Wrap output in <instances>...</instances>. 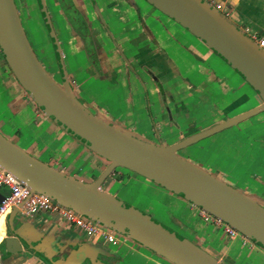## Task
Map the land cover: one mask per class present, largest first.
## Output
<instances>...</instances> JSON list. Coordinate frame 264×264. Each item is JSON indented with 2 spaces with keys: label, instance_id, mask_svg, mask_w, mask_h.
<instances>
[{
  "label": "water",
  "instance_id": "95a60500",
  "mask_svg": "<svg viewBox=\"0 0 264 264\" xmlns=\"http://www.w3.org/2000/svg\"><path fill=\"white\" fill-rule=\"evenodd\" d=\"M144 1L227 62L259 95L262 103L173 145L146 142L121 124L95 114L91 104L79 99L71 86L45 0H39V5L59 62L62 82H58L38 58L15 0H0V50L17 82L47 119L108 162L95 181L84 182L67 175L62 167L60 170L43 162L0 132V167L14 174L33 193L118 236L123 235L170 264L225 263L175 230L102 190V185L117 168L127 169L204 209L264 250V204L178 155L181 149L264 112V50L205 0ZM216 1L226 4L225 0ZM140 8L146 18V8ZM119 22L122 34L129 36L130 41L145 37L138 15L126 12ZM84 58L88 60L86 54ZM3 199L0 192V203ZM22 207L10 213L11 221ZM25 241L30 251L50 264H66L65 260L54 262L43 254L41 248L46 244L43 241Z\"/></svg>",
  "mask_w": 264,
  "mask_h": 264
},
{
  "label": "rangeland",
  "instance_id": "374dc122",
  "mask_svg": "<svg viewBox=\"0 0 264 264\" xmlns=\"http://www.w3.org/2000/svg\"><path fill=\"white\" fill-rule=\"evenodd\" d=\"M137 1L147 10H152L153 7L144 0ZM16 3L38 58L48 72L58 82H62L56 65L51 64L55 60L54 52L38 5L35 0H27V4L23 0H16ZM46 3L53 27L61 42L65 66L70 76L71 61H74V58L71 57L77 54L78 58H83L85 61V54L83 51L75 49L76 47L74 48L72 44L62 42L67 38V34H65L68 31L67 22L57 13L58 10L51 0H46ZM153 12L156 13L155 19L152 17L147 19L148 26L155 36L151 42L155 44V48L163 49L167 59L172 61L171 63L179 72L176 77L166 76L163 78L162 84L169 86L164 91L172 111L174 109L170 94L178 93L175 94V99L180 106L181 114L176 115V113L173 118H167V125L160 123L163 121L161 119L155 121L150 119L149 133H145L140 125L135 127L136 132L126 124L122 125L124 129L142 137L146 142L170 146L184 140L190 133L211 129L230 118L256 108L261 103V98L248 83L243 89H238L242 84H245V81L236 71L233 72L227 62L213 53L189 31L181 26L178 27V24L163 13L157 10ZM228 19L241 29L234 18ZM127 39L126 37L120 39V44L125 53L132 56L137 47L135 44L128 43ZM202 45L203 48H201ZM116 58L119 57H115L114 61H117ZM123 58L125 59L124 56ZM136 62L135 65L138 64ZM143 64H149V62L146 63V60H143ZM164 66L165 70L172 68L168 61ZM141 70L142 68H138L143 82L149 86L150 90V95L144 92L146 109L151 106V111L157 113L155 106L157 95L152 93V90L156 92V88H153V81L144 74L146 70H142L143 72ZM157 70L160 72L159 69H154L155 74H157ZM79 81L81 82V80ZM71 86L83 103L90 104L86 93L82 94L73 81H71ZM144 89L147 91L146 88ZM99 102L101 100L98 101V104H100ZM35 109L37 108L34 101L19 85L0 53V132L43 162L54 166L52 162L29 149V144L38 139L37 137L42 132H45L42 119L44 115L37 109L38 113L42 115L40 118L37 117ZM93 109L95 114L103 115L113 123L116 122L114 117L109 116V113H102L94 106ZM108 109H110L109 106ZM145 116L148 117L147 115L143 117ZM54 137L55 135L50 137V142ZM70 140L75 141L73 138ZM55 141L56 139L53 142ZM50 142L48 141L49 146H52ZM66 144L70 146L71 143L67 142ZM62 145L61 142L58 144V146ZM80 147L81 151L77 154L79 159L77 158V162L73 161L69 165L72 169L69 168L65 173L70 176L77 174V179L84 182L95 181L106 169L108 162L81 144ZM178 155L193 165L216 175L239 192L264 204V112L191 145L180 151ZM58 169L61 170V167ZM113 175L117 176L109 178L102 185V190L116 196L129 206L141 210L152 220L191 239L208 252H210L208 247L211 240H220L223 245L231 242L221 228L212 224L208 225L199 216L197 206L127 169L117 168ZM45 218L65 226L69 225L56 214H48ZM197 237H204L208 242H202ZM119 239L122 241L121 245L114 249L125 260L124 263L154 264L149 260L154 259L169 264L165 259H161L145 247L126 239L123 235L119 236ZM236 246L238 247L237 259L235 260L233 257L235 261L225 260L227 264H264V250L259 246L256 245L257 249L253 248L254 250L243 247L238 242Z\"/></svg>",
  "mask_w": 264,
  "mask_h": 264
},
{
  "label": "flooded vegetation",
  "instance_id": "af4514ba",
  "mask_svg": "<svg viewBox=\"0 0 264 264\" xmlns=\"http://www.w3.org/2000/svg\"><path fill=\"white\" fill-rule=\"evenodd\" d=\"M51 1L53 5L57 8L58 10L57 13L60 14L67 22L68 31L65 32V34H67V38L62 42L69 43V39L70 41L73 40L78 44L80 42L82 49H80L79 51L84 50L88 59L87 62L90 66H94L96 70H99L100 68L102 69L101 61L99 58L100 54H102L103 56L107 57L106 63L107 65H109L110 68H112V70L116 72L121 69V71L124 70L125 75L127 74L129 77L131 76L135 77L141 87V91L143 92V94H145L144 92H147V95L148 93L150 95V90L148 88L149 86L145 84V82H143L142 80L143 78L139 74L138 68H142V70L144 71L146 70L145 71L146 73L144 72V74L146 75V77H149L151 81H153L154 83L152 84L153 88H156V92L154 94L157 95L155 101V106L157 107V113H153L151 111L152 109L149 108V110L147 111L148 119H152L153 121H155L156 119L167 121V118L168 119L170 117L173 118L174 114L176 113H177L176 115L181 114V111L179 109V104L178 102H176L174 93L170 94V100L173 101L172 106L174 111H172L171 106L168 103V99L166 96L167 94L165 91L166 88H168L169 86H163L162 84V79L165 77L160 72H158V70H157V74L154 73V69H159L160 71V68L156 64H153L152 62L150 64L141 65L140 64L141 61L139 60V58L134 54H132L133 57L131 55H130L131 57L128 56L123 50L122 45L120 44V39H122L121 36L122 32L119 28V26H121L119 21L124 19V15L126 12L131 13L134 16L138 15L139 23L141 24V28L145 36L152 40L155 39V36L151 31V29L149 28L147 22V19L150 17L155 19L156 13L153 12L156 11L155 8H152L153 10L152 11L151 9L147 10V8L145 7L147 11H145L144 13L147 14V17L144 18L141 14L142 11V9L140 8L141 6L137 0H133V2L129 0H51ZM23 2L27 4V0H23ZM35 2L38 5L39 7L38 9L41 12L42 22L45 28L47 29L48 38L50 40V44L52 45V49L54 52L55 60L54 62H51V64L53 66L56 65L58 69V73L62 77L56 52L39 5V0H35ZM45 4H46V9L49 13L46 0H45ZM49 16L53 25V21L50 13ZM57 37L61 47L59 36L57 35ZM123 56L125 57L126 60H124ZM63 57L65 58L64 54ZM115 57H119V58H116L117 61L114 62ZM119 62H121V65L123 63L122 67H120ZM135 62L138 64L135 65ZM168 62L171 63L172 61H170L169 59ZM77 64L79 65V69L83 67L82 61H79V63ZM170 67L172 68L166 69L167 76L176 77L177 75H179V72L174 64L170 65ZM104 68L105 66L103 63V69ZM68 77L70 81H73L69 75ZM73 82L75 83V81ZM246 83L247 82L245 81V85ZM144 88H146L147 91ZM204 131L200 130L198 131V133L193 132L187 135L186 137L188 138L190 136L199 134ZM186 148H183L180 151L185 150ZM180 151H178V154ZM115 176L117 175L112 174L109 178L111 177L113 178ZM198 213L199 216L208 225L212 224L215 227L222 229V226H218L212 221H207L206 218L203 216V213L210 215L214 219H216L217 217H215L214 215L210 214L209 212L199 207H198ZM44 214L47 213L44 212L30 216L20 212L17 216L13 218V221H11L10 219L11 214L7 216V218L3 223L2 233L0 237L1 264H50L48 261H46L39 255H35L33 251H30L28 249V245L25 240L27 241L34 240L38 242H40L41 240L44 243H46L44 244V246L42 245L43 247L41 248L43 254L48 256L54 262H58V261L64 262L65 260L67 261L66 264H126L124 263L125 260L118 254V251L114 249L115 247L119 248L122 242L121 240H119L118 244L115 245L109 244L104 240L95 239L79 231L76 227L70 224L69 225L66 224L65 226L61 223L51 222L50 220L47 219L37 224L36 223L37 218ZM20 220L25 222L20 223ZM223 232L225 233L224 230ZM229 240L235 241L230 238ZM60 241H63V243H60ZM249 243H250L249 246H243V245L242 246L249 247L251 250H254L253 248L257 249L258 245L256 246V244L251 240L249 241ZM34 245H36V243ZM209 253L214 255L211 252ZM149 260L154 264H166L162 260L160 261H155L154 259H149ZM221 261L227 264V262H225L224 260Z\"/></svg>",
  "mask_w": 264,
  "mask_h": 264
},
{
  "label": "crops",
  "instance_id": "0c3cea01",
  "mask_svg": "<svg viewBox=\"0 0 264 264\" xmlns=\"http://www.w3.org/2000/svg\"><path fill=\"white\" fill-rule=\"evenodd\" d=\"M225 3L233 13L232 18L236 20L241 29L250 28L252 31L257 32L260 36L264 37V0H225ZM121 36L122 38H129V36L124 34ZM127 40L128 43L135 44L137 47V50H135L137 52L136 56L141 61V65H143V60H146V63L149 62V64L152 62L160 68V73L164 77L167 76V70L163 67H165L164 64H166L168 59L162 48H155V44L151 42L152 39L145 36L139 41ZM69 43H71L74 48L76 47L75 49L77 50L82 49L80 42L78 44L69 39ZM201 48H203V45ZM135 53L133 54L135 55ZM71 58H74V61H71L70 78L75 81L77 89L80 90L82 94L86 93L87 99L92 106L96 107V109L102 113H109V116L114 117V120L117 123L121 125L126 124L127 127L131 128L133 131H135V127L140 125L145 133H149V128L151 126L150 119L143 116L147 115L146 113L151 106L146 109L144 94L135 77H129L127 74L125 75L124 70L121 71V69H118L119 71L116 72L112 70V68L106 63L107 57L102 54H100L99 57L102 69L100 68L99 70H96L94 66H90L87 61L83 60V58H78L77 54ZM79 61H82L83 64L81 69H79V65L77 64ZM103 63L105 66L104 69ZM119 65L122 67L123 63L121 65V62H119ZM170 65L172 64L170 63ZM79 80H81V82ZM244 87L245 84H242L238 89H243ZM152 93L154 94L155 92L152 90ZM175 94L178 93L175 92L174 97ZM99 100H101V102H99L100 104H98ZM108 106L110 109L107 110ZM35 112H37V117H42L37 109H35ZM42 119L45 132H42L37 137L38 139H34L35 141L29 144V149L40 155L42 158L47 159L49 162H52L54 166H60L64 168V171H67L71 168L69 165H71L73 161L77 162L79 159L77 154L81 151L80 144L77 141H71V137L46 117L43 116ZM160 123L167 125L168 122L163 120ZM53 135H55V137L52 140L54 141L56 139V141L50 142V137ZM48 141L52 143V146H49L50 144ZM60 142L63 143L62 146H58ZM67 142L71 143L70 146L66 144ZM65 149L67 150L65 151ZM79 171H81L80 168ZM73 176L77 178V174H74ZM0 191L3 195H6L8 192L6 189H0ZM48 214L50 213L39 216L36 223L39 224L40 222H43L47 219L45 216ZM3 223L0 225V237ZM197 239L202 240L205 243L208 242L204 237H197ZM237 242L238 244H241L240 239L231 241L226 245H223L220 240H211L208 249L220 260L229 261L230 259V261H233L234 258L235 260L237 259Z\"/></svg>",
  "mask_w": 264,
  "mask_h": 264
},
{
  "label": "built area",
  "instance_id": "2783aa9c",
  "mask_svg": "<svg viewBox=\"0 0 264 264\" xmlns=\"http://www.w3.org/2000/svg\"><path fill=\"white\" fill-rule=\"evenodd\" d=\"M212 5L216 10L221 12L225 17L233 16L232 11L226 6L217 2L216 0H205ZM261 49L264 50V37L250 28L242 29ZM0 189H6L8 192L4 195V199L0 203V225L5 221L7 216L12 213L17 207L21 208L22 213L33 216L40 213L56 214L62 217L70 225L76 227L79 231L98 240H104L109 244H118L119 236L110 230H107L90 220H87L71 210H68L61 205H58L41 195L33 193L22 181H20L14 174L0 167ZM207 221H212L218 226H222L226 235L232 240H241L243 246H249V239L239 233L230 225L224 223L220 219H214L210 215L203 213ZM1 264V263H0Z\"/></svg>",
  "mask_w": 264,
  "mask_h": 264
},
{
  "label": "trees",
  "instance_id": "16d2710c",
  "mask_svg": "<svg viewBox=\"0 0 264 264\" xmlns=\"http://www.w3.org/2000/svg\"><path fill=\"white\" fill-rule=\"evenodd\" d=\"M1 51V50H0ZM2 53V52H1ZM3 55V54H2ZM4 57V56H3ZM6 66H7V68L9 69V67H8V65H7V63H6ZM10 70V69H9ZM10 72H11V70H10ZM12 73V72H11Z\"/></svg>",
  "mask_w": 264,
  "mask_h": 264
}]
</instances>
